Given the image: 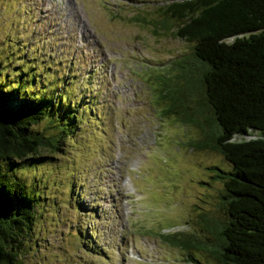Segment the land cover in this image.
<instances>
[{"label":"rangeland","instance_id":"obj_1","mask_svg":"<svg viewBox=\"0 0 264 264\" xmlns=\"http://www.w3.org/2000/svg\"><path fill=\"white\" fill-rule=\"evenodd\" d=\"M172 1L0 0V83L31 69L43 80L32 90L48 83L55 97L65 82L97 108L36 167L17 169L42 192L17 264H216L179 245L206 235L199 214L223 218L216 168L229 164L200 146L210 112L181 77L194 43L158 26ZM165 81L179 95L175 112L159 97Z\"/></svg>","mask_w":264,"mask_h":264},{"label":"trees","instance_id":"obj_2","mask_svg":"<svg viewBox=\"0 0 264 264\" xmlns=\"http://www.w3.org/2000/svg\"><path fill=\"white\" fill-rule=\"evenodd\" d=\"M163 8L168 16L158 26L194 43V64L181 61V77L187 90L200 93L199 112H210L207 140L199 144L229 164L216 168L223 218L199 214L206 235L200 243L187 239L179 245L188 252L203 249L216 264H264V0H173ZM19 71L23 81L0 83V264H17L33 238L42 196L17 169L36 167L33 160L59 149L83 117H97L90 96L74 97L65 82L55 97L48 83L34 91L43 80L31 69ZM173 86L165 81L159 89L169 101L167 112L181 106ZM43 121L53 124L50 134L34 129Z\"/></svg>","mask_w":264,"mask_h":264}]
</instances>
